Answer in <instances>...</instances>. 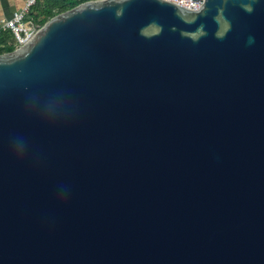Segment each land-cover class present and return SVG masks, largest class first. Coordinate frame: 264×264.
I'll return each instance as SVG.
<instances>
[{"label":"water","instance_id":"water-1","mask_svg":"<svg viewBox=\"0 0 264 264\" xmlns=\"http://www.w3.org/2000/svg\"><path fill=\"white\" fill-rule=\"evenodd\" d=\"M0 264H264V0H86L1 52Z\"/></svg>","mask_w":264,"mask_h":264},{"label":"built area","instance_id":"built-area-1","mask_svg":"<svg viewBox=\"0 0 264 264\" xmlns=\"http://www.w3.org/2000/svg\"><path fill=\"white\" fill-rule=\"evenodd\" d=\"M189 8H199L203 0H173ZM38 0H26L25 4L14 12V14L5 18L0 24V33L5 30H11L15 37L16 48H20L29 43L36 35L37 31L44 25L39 21L29 17L33 6Z\"/></svg>","mask_w":264,"mask_h":264},{"label":"trees","instance_id":"trees-1","mask_svg":"<svg viewBox=\"0 0 264 264\" xmlns=\"http://www.w3.org/2000/svg\"><path fill=\"white\" fill-rule=\"evenodd\" d=\"M86 0H38L33 6L29 17L45 23L55 14L65 11ZM16 47L15 37L11 30L0 33V53L14 50Z\"/></svg>","mask_w":264,"mask_h":264},{"label":"clouds","instance_id":"clouds-1","mask_svg":"<svg viewBox=\"0 0 264 264\" xmlns=\"http://www.w3.org/2000/svg\"><path fill=\"white\" fill-rule=\"evenodd\" d=\"M116 3H122L123 0H115ZM242 7L245 9V11L247 12H252L254 10L253 6L251 4H243ZM122 15V10L117 12V16ZM217 19H219V17H217ZM173 31H175V28H173ZM181 35L191 38L193 41H198L201 37H203L204 35H206V32L204 30V26L200 25L199 28L196 31L193 32H186L183 31L181 32ZM218 38H223L221 35L218 34ZM249 42H252V38H250ZM17 150L18 151H23V145L22 143H18L17 144Z\"/></svg>","mask_w":264,"mask_h":264},{"label":"crops","instance_id":"crops-1","mask_svg":"<svg viewBox=\"0 0 264 264\" xmlns=\"http://www.w3.org/2000/svg\"><path fill=\"white\" fill-rule=\"evenodd\" d=\"M26 0H0V24L5 18L11 17L16 10H19Z\"/></svg>","mask_w":264,"mask_h":264}]
</instances>
